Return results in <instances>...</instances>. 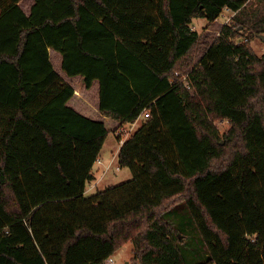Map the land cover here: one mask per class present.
Masks as SVG:
<instances>
[{
    "label": "trees",
    "instance_id": "obj_1",
    "mask_svg": "<svg viewBox=\"0 0 264 264\" xmlns=\"http://www.w3.org/2000/svg\"><path fill=\"white\" fill-rule=\"evenodd\" d=\"M20 1L0 0V264H104L127 242L133 264H264V0ZM225 9L190 65L192 20ZM49 48L98 83L101 115L142 118L117 153L130 179L85 194L109 130L68 104ZM179 205L193 261L166 214Z\"/></svg>",
    "mask_w": 264,
    "mask_h": 264
},
{
    "label": "rangeland",
    "instance_id": "obj_2",
    "mask_svg": "<svg viewBox=\"0 0 264 264\" xmlns=\"http://www.w3.org/2000/svg\"><path fill=\"white\" fill-rule=\"evenodd\" d=\"M33 3V0H21L19 2V5L21 9L28 14L30 10V6ZM231 12L229 11H223L219 17L212 21L207 22L203 18H194L192 20L191 26L193 29H196L200 34V41L198 42L197 48L193 51L191 58H190V65H192L194 62H196L198 56H200V53L205 48L207 42H211L220 32V29L224 23H227L230 21L229 15ZM239 41L241 38L238 39ZM250 44L253 48V50L258 54L261 55L264 53V41H262L259 37H251L250 38ZM50 60L54 67V69L61 74L64 80L67 82H71L74 88V101L76 100V105L83 106L84 108L91 109L93 107L91 96L95 93V89H91L87 92L82 89L81 83L78 79V77L75 78H69L66 76L64 71H62L60 66V54L59 52L50 49L49 50ZM60 60V61H59ZM182 71V70H181ZM76 91V92H75ZM142 122V118L141 121ZM139 122V124H140ZM218 128L220 132H223L225 128L228 126L226 122L217 123ZM128 127H118L114 131H110L108 136L106 137L103 146L101 148V156L103 157L104 161L110 160L112 154L114 153L115 149L119 145L120 142L124 139L127 133L131 134L134 129L129 130ZM125 131V132H124ZM116 132V133H115ZM127 134V136H129ZM116 136L117 139H116ZM121 137V139H120ZM123 138V139H122ZM118 140V141H117ZM125 140V139H124ZM102 161V160H101ZM117 159L116 157L113 160V164L110 169L107 170L106 175L101 181L97 182H91L86 185V195H90L94 193L98 189H102L106 187L109 184H118L123 181H126L132 177V172L128 167H120L116 169ZM98 165L96 163L93 166V170H96ZM100 169H104L101 168ZM105 172V171H102ZM100 171L97 172V176L100 175ZM174 209V210H173ZM172 211L169 213V211L166 213L170 216L172 221L174 222L176 227H186V231L181 236V242H180V248L183 253V256L188 261H193L196 258L203 257V250L200 248V236L197 233L196 229L192 224H189V215L187 213V209L185 205H179L176 208H173ZM132 243L127 242L125 245H123L116 253L113 254L112 264H125V262H128V264H133V251H132ZM194 252L195 256H191L190 253Z\"/></svg>",
    "mask_w": 264,
    "mask_h": 264
},
{
    "label": "crops",
    "instance_id": "obj_3",
    "mask_svg": "<svg viewBox=\"0 0 264 264\" xmlns=\"http://www.w3.org/2000/svg\"><path fill=\"white\" fill-rule=\"evenodd\" d=\"M224 11H230L228 9H225ZM231 12V11H230ZM233 15V12H231V14L229 15V18ZM204 19V18H203ZM206 20V19H205ZM207 21V20H206ZM208 22V21H207ZM51 48H49L50 50ZM61 58V56H60ZM60 61V60H59ZM61 62V61H60ZM61 75V74H60ZM66 81V80H65ZM71 83V82H70ZM83 90H85V92L91 90V89H95V93L91 96V100H92V104H93V107L91 109H88V108H84L82 105L81 106H77L76 105V100L74 101V95L73 97L68 101V104L72 107H74L76 110L80 111L81 113L85 114L86 116L88 117H91L93 119H99V120H102L104 123H105V126L107 127V129L109 130V132L112 130H116L118 127H128L127 129H136L142 122L141 121V118H137L136 120H134L133 122H128V123H124L122 125H120V123L110 117H107V116H103L100 114L99 110H98V83L97 82H94L93 85L91 86L90 89H85L82 87ZM76 92V91H75ZM140 122V124H139ZM133 130V131H134ZM116 133V132H115ZM108 136V135H107ZM118 136H116V139H117ZM128 136L125 135L124 139H126ZM123 139V138H122ZM124 139L120 142L119 140V145L117 146V148L115 149L114 153L112 154L110 160H107V161H104L103 160V157L101 156V153L99 154V159L102 160L100 163H98L97 161H95L96 165H98V167L96 168V170H94V179L91 181V182H97V181H101L104 176L106 175V172L108 169L111 168L112 164H113V160L114 158L116 157L117 159V153H118V150L122 144V142L124 141ZM118 141V140H117ZM101 152V151H100ZM94 163V164H95ZM94 166V165H93ZM100 166L101 168H104V169H100ZM116 167L119 168L118 166V160H117V164H116ZM117 168V169H118ZM100 171V175L97 176V172ZM102 171H105V172H102ZM89 182V183H91ZM88 183V184H89ZM86 192V190H85Z\"/></svg>",
    "mask_w": 264,
    "mask_h": 264
},
{
    "label": "built area",
    "instance_id": "obj_4",
    "mask_svg": "<svg viewBox=\"0 0 264 264\" xmlns=\"http://www.w3.org/2000/svg\"><path fill=\"white\" fill-rule=\"evenodd\" d=\"M180 72H176V74H179ZM186 74L182 77L183 78V84H184V86L185 87H190L189 86V83H188V81L186 80ZM143 116L144 117H148V111H144L143 112ZM129 130H131V129H129ZM125 132V131H124ZM127 134H129V133H127V131H126V135ZM120 139H121V137H120ZM98 163H100L101 162V160L99 159V158H97V160H96ZM118 167H116V169H117ZM112 256L113 255H111V256H109L106 260H105V262H104V264H112L113 263V259H112Z\"/></svg>",
    "mask_w": 264,
    "mask_h": 264
},
{
    "label": "water",
    "instance_id": "obj_5",
    "mask_svg": "<svg viewBox=\"0 0 264 264\" xmlns=\"http://www.w3.org/2000/svg\"><path fill=\"white\" fill-rule=\"evenodd\" d=\"M259 38L264 41V34L259 35ZM125 264H128V262H125Z\"/></svg>",
    "mask_w": 264,
    "mask_h": 264
}]
</instances>
